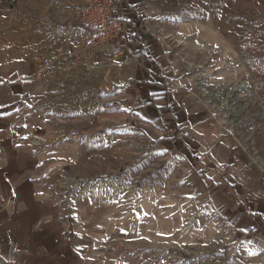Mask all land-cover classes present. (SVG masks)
Listing matches in <instances>:
<instances>
[{
    "label": "rangeland",
    "instance_id": "374dc122",
    "mask_svg": "<svg viewBox=\"0 0 264 264\" xmlns=\"http://www.w3.org/2000/svg\"><path fill=\"white\" fill-rule=\"evenodd\" d=\"M79 2L3 0L1 15L9 16L0 17L37 35L38 58L66 47ZM188 3H145L150 13H183L197 23H173L168 32L147 22L174 58L177 100L193 115L187 132L207 133L215 148L229 139L259 163L254 142L264 138V18L251 6L249 18L225 19L224 9L213 21L201 20ZM84 50L80 63L53 72L83 77L60 93L66 105L38 114L40 121L52 117L54 155H47L51 148L40 135L22 147L21 157L3 164L15 177L0 183V264H264V249L225 224V192L215 193L225 187V165L214 186L198 190L194 157L187 162L164 149L157 125L107 107L121 96L112 91L124 85L126 56Z\"/></svg>",
    "mask_w": 264,
    "mask_h": 264
},
{
    "label": "crops",
    "instance_id": "0c3cea01",
    "mask_svg": "<svg viewBox=\"0 0 264 264\" xmlns=\"http://www.w3.org/2000/svg\"><path fill=\"white\" fill-rule=\"evenodd\" d=\"M124 1L132 11L128 17L130 41L125 52L118 56L124 58L133 55L135 59L123 68L124 85L118 91L117 88L112 91L119 92L121 96L117 98L115 93V99L107 107H110L111 111L124 114L126 119L130 117L132 121L135 119L138 123L157 125L160 130V139L157 142L164 149L180 152L187 162L190 158L193 162L194 157L196 163L193 165L195 168L193 178L198 181L196 185L198 190H209L214 186L212 181L222 175L221 168L224 169L225 165V187L218 185L216 187L219 189L215 192L216 194L220 190L225 192V224L231 225L240 236H250L259 249H264V138L257 137L254 142L255 150L259 153V156H256L260 161L258 163L254 162L251 150L245 146L233 148L229 139L225 141L221 139L215 148V141L207 133L203 134L194 127L188 133L187 128L192 124L193 115L178 103L177 85L171 81L174 58L171 57L168 46L149 33L151 24L143 20L137 11L144 8L148 1L158 5L160 0ZM2 2L3 0H0V15ZM188 5L187 8L199 11L201 20L213 21L217 10L224 14V9L225 19L249 18L252 16L249 14L251 6L260 13V18H264V0H189L186 6ZM180 11L187 13L185 10ZM151 12V22L161 29L168 31L173 26L166 20V13L158 10ZM207 12L210 15L205 17ZM4 14L9 16L6 12ZM4 14L1 16L4 17ZM182 24L197 27V23L192 19ZM66 36L67 41L64 37L62 44L73 48L77 56L71 60L58 56L53 68L38 77L37 64L33 68V60L37 59L34 56L37 35L29 30L23 31L20 22L14 23L10 28L6 24V19L0 17L1 184L4 183L2 178L15 177L12 168L8 169L3 164L6 161L14 162L21 157L22 147L30 146L32 137L37 138L40 135L45 137L43 143L51 148L47 155H54L52 117L50 116V119L45 117V120L40 121L38 114L44 112L46 115H52L55 104L66 105L67 102L60 99V93L69 92L70 82L83 80L80 79L83 77L74 73H53L55 69L80 63V56L85 54L80 37L73 34L71 37L69 34ZM106 69L112 70L111 64H108ZM197 84L201 85L202 81L198 80ZM54 90L56 92H53ZM172 145L176 149L170 148ZM228 166L237 171V180L231 178L232 173ZM10 184L15 183L10 181ZM4 188L5 185L0 193H3Z\"/></svg>",
    "mask_w": 264,
    "mask_h": 264
},
{
    "label": "built area",
    "instance_id": "2783aa9c",
    "mask_svg": "<svg viewBox=\"0 0 264 264\" xmlns=\"http://www.w3.org/2000/svg\"><path fill=\"white\" fill-rule=\"evenodd\" d=\"M143 20L150 22L152 14L147 5L137 10ZM132 11L124 0H80L72 8L73 35L81 38L83 49H98L122 55L129 44L128 17ZM170 23L191 19L183 13L166 14ZM161 34V30H157ZM160 37V36H158ZM159 39V38H158ZM58 54V55H56ZM56 54H48L36 59V75L42 76L52 68L58 56H76L73 48L63 47ZM135 56L126 57L123 62L130 63Z\"/></svg>",
    "mask_w": 264,
    "mask_h": 264
},
{
    "label": "bare ground",
    "instance_id": "6f19581e",
    "mask_svg": "<svg viewBox=\"0 0 264 264\" xmlns=\"http://www.w3.org/2000/svg\"><path fill=\"white\" fill-rule=\"evenodd\" d=\"M246 63V62H245ZM244 84V83H243ZM243 84L238 85V87L242 88ZM204 92L206 93V91L204 90ZM224 103V100L221 101V104ZM256 159V158H255ZM257 160V159H256ZM111 182L113 183V186L115 187L116 185H118V180L117 179H113L111 180Z\"/></svg>",
    "mask_w": 264,
    "mask_h": 264
},
{
    "label": "snow or ice",
    "instance_id": "6c2138e0",
    "mask_svg": "<svg viewBox=\"0 0 264 264\" xmlns=\"http://www.w3.org/2000/svg\"><path fill=\"white\" fill-rule=\"evenodd\" d=\"M26 138V137H25Z\"/></svg>",
    "mask_w": 264,
    "mask_h": 264
}]
</instances>
